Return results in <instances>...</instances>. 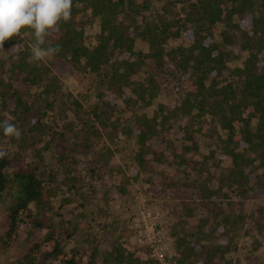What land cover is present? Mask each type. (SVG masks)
<instances>
[{
    "label": "trees",
    "instance_id": "1",
    "mask_svg": "<svg viewBox=\"0 0 264 264\" xmlns=\"http://www.w3.org/2000/svg\"><path fill=\"white\" fill-rule=\"evenodd\" d=\"M81 15L99 22L93 42L87 41L86 29L78 21ZM23 34L29 35L30 44L34 42L32 30L23 29L20 36L5 42L7 57L0 51V122L8 119L21 131L16 139L6 137L0 129V144L7 139L16 149L11 152L0 148L4 153L0 156V211L6 210L9 218L0 249L7 252L18 247L23 252L18 264H158L141 260L118 241L110 250H100L98 244L93 246L96 235L86 237L80 251L74 248L76 251L66 253L60 242L64 228L22 217L30 203L51 211V199L61 186L73 196H82L86 203L84 176L76 170L77 156L92 150L91 174L106 170V154L95 150L90 142L97 134L109 138L122 134L136 140L139 150L135 159L141 170L149 167L145 156L156 142H165L177 164L187 167L186 174H205L209 162L219 154L221 161L230 162L224 180H219V189L228 185L240 196L255 190L264 194L258 174L259 167L264 172V0H73L71 19L61 21L47 38L61 47L47 63L30 62L28 46L12 49ZM177 39L182 44L173 46ZM137 40L147 44V52L136 49ZM235 61L241 65L233 66ZM61 66L94 79V88L100 89L86 114L88 118L82 117V105L70 99L72 95L54 73ZM144 67L149 68L146 84L134 80ZM159 77L173 83L182 97L180 106L172 111L174 117L180 113L189 120L185 133L180 131L175 136L182 138L180 146L170 140L163 105L157 106L153 117L135 114L123 120L113 113L115 99L123 98L129 89L137 96L135 103L150 106L161 90ZM107 94L112 102L105 101ZM126 100H132L131 96ZM68 109L80 123L67 116ZM51 113H61L64 124L58 125L56 119L47 121ZM212 134L216 137L209 146L210 154L194 166L188 153L198 151L201 138L209 140ZM71 135L80 143L70 145ZM28 152L37 164L22 162L21 157L24 160ZM46 155L51 157L49 162ZM138 175L136 171V179ZM191 182L202 198L201 206L216 209L213 197L219 192L205 182ZM118 189L126 193L124 186ZM184 212L186 219L174 226L175 264H232L226 258L230 245L214 243L218 241L215 233L222 232L223 238L228 231H236L245 216L224 215L220 210L198 219L195 208L187 205ZM73 225V230L66 231L67 240H76L80 224ZM186 225L192 229L184 230ZM39 231H45L44 236L28 244ZM84 244H88V250H84Z\"/></svg>",
    "mask_w": 264,
    "mask_h": 264
},
{
    "label": "rangeland",
    "instance_id": "2",
    "mask_svg": "<svg viewBox=\"0 0 264 264\" xmlns=\"http://www.w3.org/2000/svg\"><path fill=\"white\" fill-rule=\"evenodd\" d=\"M78 21L86 29L87 41L93 42L99 31V22L89 19L86 15H81ZM182 42V40L177 39L172 45L178 46ZM18 45L19 48L26 46L31 48L29 35H21L18 38ZM136 49L147 52L148 46L137 40ZM2 55L3 57L8 56L6 51ZM48 59L45 58L44 62L47 63ZM232 65H241V62L235 61ZM148 69V67H144L134 80L145 83L148 77L146 70ZM54 73L59 77L63 89L72 95L70 99H76L82 105V111L85 112L82 117L88 118L86 114L92 109V105L100 92L98 87L94 88V79L85 78L82 74H74L62 66L57 67ZM165 81L163 82L161 77L158 78L161 90L150 106L146 107L140 101L135 103L133 100H137V96L132 89H129L123 98L115 99L117 107L113 113L116 118L123 120H130L135 114L139 116L147 114L149 117H153L157 106L163 105L164 115L168 116V126L171 129L170 140H174L175 145L180 146L183 140L182 138L177 139L175 136H178L180 131L182 134L185 133V127L189 124V120L187 117L181 116L180 113L177 117L172 115V111L180 106L182 97L173 83L168 84ZM128 95L131 96L132 100H126ZM108 100H111L110 94H107L105 98V101ZM67 116L75 123L81 122L71 109H68ZM61 117V113H51L46 120L53 122L56 119L58 125L61 126L65 122V119ZM159 120L161 121L162 117H159ZM55 124L53 127L59 129L58 125ZM95 136L90 139V142L95 150H102L106 154L103 158L108 161V167L103 172L100 171L98 175L91 174L90 169L94 165L91 163L93 155L90 156L89 154L92 150L86 155L82 152L78 154L76 170L78 174L84 176L83 190L85 191L86 203L81 199L82 196H73L66 191L65 187L61 186L57 190V194L51 199V211L47 209L44 211L35 203H30L28 209L22 213V217L26 221L31 222L33 219H37L44 226L54 222L61 229L64 228L61 232L60 242L64 245L66 253L76 251L74 248L78 250L80 243L86 237L96 235L97 239H94L93 246L98 244L100 250H110L111 245L118 241L128 252H134L143 261L153 260L161 264L159 255L162 254L165 263L175 264L177 252L174 245L176 239L173 235L174 226L186 219L184 206L187 205L195 208L194 214L198 219L207 217L210 213L215 214L220 210L224 215L230 214L234 217L243 214L245 220L238 225L236 231H228L229 234L224 235L223 238L220 237L222 232H216L215 239L218 241H214V243L220 242L230 245L226 258L232 261V264H264V194L255 190L246 193V196H240L234 192L236 190L229 188L228 185L219 189L221 186L219 180H224L225 177L223 176L230 168L228 160L221 161L219 154H215V158L208 165L209 173L206 172L203 175H198L197 172L186 174L187 167L177 164L173 151L166 149L165 142L161 144L156 142L152 144L145 156V160L150 163L149 167L146 170H141L135 159L139 150L136 140L126 138L122 134L113 135L111 138L104 134ZM215 137L216 135L212 134L209 140L201 138L199 150L188 153L187 158L194 162V166H197L198 162L210 154L209 146L214 142ZM71 138L70 145L80 143V139H76L72 135ZM74 144L73 147L76 146ZM0 148L2 150L10 149L11 152L16 150L8 145L7 139L4 145L0 144ZM25 156V161L21 157L22 162L37 164L36 158L31 153L28 152ZM50 158V155H46V162H49ZM255 164L259 167L258 161ZM136 171L139 172L137 179L135 178ZM258 174L262 187L264 185L263 168L259 167ZM189 175V180L197 181L200 184L205 182L212 190L219 192L217 196L213 197L217 206L216 209L211 211L201 206L203 203L200 194L193 189L192 182L187 181ZM120 186L126 188V193L122 194L119 191ZM81 203L85 206L81 207ZM143 209L159 210L164 216L161 218V222L166 226L162 239L163 248L161 251L158 250L156 256H154V248L149 243L140 244L138 241V232L143 227V223L138 221H140V213ZM8 222L7 212L3 209L0 211V245L1 238L5 236L8 230ZM76 223L77 225L80 224L76 229V240H67L66 231L73 230V224ZM104 228L106 230L102 231ZM191 229L190 225L184 227V230ZM44 234L45 231L37 232L28 244L39 241ZM83 246L84 250H88V244ZM21 250L26 251V249ZM21 253L23 252L16 246L11 247L7 252H1L0 249V264H18L17 259L20 258ZM80 254L76 255L77 258L80 257ZM85 254L87 259L84 261L87 262L89 253L86 252Z\"/></svg>",
    "mask_w": 264,
    "mask_h": 264
},
{
    "label": "clouds",
    "instance_id": "3",
    "mask_svg": "<svg viewBox=\"0 0 264 264\" xmlns=\"http://www.w3.org/2000/svg\"><path fill=\"white\" fill-rule=\"evenodd\" d=\"M73 0H0V51L13 37L20 36L23 29L32 30L30 62L51 58L61 51L47 38L57 29L61 21L71 19ZM19 47L13 45L12 49ZM0 129L6 137L19 139L21 131L8 119L0 122ZM4 153L0 152V156Z\"/></svg>",
    "mask_w": 264,
    "mask_h": 264
},
{
    "label": "built area",
    "instance_id": "4",
    "mask_svg": "<svg viewBox=\"0 0 264 264\" xmlns=\"http://www.w3.org/2000/svg\"><path fill=\"white\" fill-rule=\"evenodd\" d=\"M140 216V221L137 219L136 221L143 223V227H141L138 232V241L140 244L149 243L154 248V256H156L158 250L161 251L163 248L162 239L166 227L163 222H161V218L164 217L163 213L159 210L143 209ZM159 261L161 264H167L162 254L159 255Z\"/></svg>",
    "mask_w": 264,
    "mask_h": 264
}]
</instances>
